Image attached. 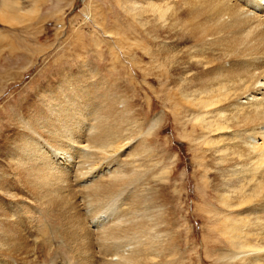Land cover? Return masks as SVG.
I'll list each match as a JSON object with an SVG mask.
<instances>
[{
  "label": "bare ground",
  "instance_id": "obj_1",
  "mask_svg": "<svg viewBox=\"0 0 264 264\" xmlns=\"http://www.w3.org/2000/svg\"><path fill=\"white\" fill-rule=\"evenodd\" d=\"M0 2V20L6 22L16 8ZM121 4L130 25L124 26L128 32H116L118 48L132 61L137 57L140 69L166 88V103L191 126L198 166L210 175L214 260L264 264V1ZM17 15L10 21L21 22ZM79 72L62 73L31 92L4 137L0 264H24L39 236L42 243L50 239L45 224L40 230L31 217L26 233L25 221L17 219L42 212L60 221L69 264H182L173 203L160 191L162 182L169 194L166 182L154 178L138 185L134 162L118 158L126 134L137 131L132 97L106 87L110 101L94 106L96 117L89 116L92 123L84 128L78 117H84L88 77ZM99 81L89 84L99 88ZM67 87L74 91L65 92ZM162 118L155 116L149 130ZM85 202L93 206L90 214L80 207Z\"/></svg>",
  "mask_w": 264,
  "mask_h": 264
},
{
  "label": "rangeland",
  "instance_id": "obj_2",
  "mask_svg": "<svg viewBox=\"0 0 264 264\" xmlns=\"http://www.w3.org/2000/svg\"><path fill=\"white\" fill-rule=\"evenodd\" d=\"M4 1L16 8L15 14L11 12L9 15L15 16L18 13L17 17L22 23L10 21V16L6 22L0 20V36L4 37L0 43V167L4 170L7 167L4 137L12 133L15 126L13 123L19 117L21 106L37 87L47 85L48 82L54 83L62 73L63 76H68L70 72L80 71L78 74L88 77V85L85 86L87 95L84 94V117L80 115L82 117L79 118L77 115L84 128L92 123L91 120L89 122L90 117H96L94 111L97 110L94 106L104 100L110 101L106 97L110 95L106 92L107 88L111 90L110 88L118 87L122 94L132 97L139 115L132 119L133 122L137 121L136 135H130L129 132L124 137L122 144H127L120 152L119 161L124 164L134 162L136 172L132 179L135 182L138 180V185L154 178L166 182L169 194L162 182L160 191L171 197L173 203L172 222L179 232L182 264H219L212 256L216 239L213 233L215 221L209 212L211 202L214 201L210 175H206L198 166V152L190 137L191 126L183 122L184 115L181 111H175L166 103L163 94L166 88L140 69L137 57L132 61L131 55H122L118 48L116 32L130 25V16L121 10V0ZM0 11H3L1 2ZM128 29L125 31L128 32ZM94 79L100 80L102 89L93 87L96 84L90 86L89 82L94 83ZM66 89L65 92L73 90L72 87ZM73 98L76 102L81 100L76 96ZM103 108L107 110L105 106ZM159 114L163 115V120L150 131L152 119ZM127 127L131 131L132 126ZM83 204L87 205L86 202ZM83 204L80 207L90 214L92 210L88 211L93 206L86 207ZM42 206L39 207L40 210H43ZM101 214L103 213L99 212L98 216ZM19 217V222L25 221L23 225L26 224V233L31 217L37 228L39 225L40 230H44L45 226L42 225L45 224L47 234L50 233L46 236L50 238L47 242L42 243L39 236L34 252L27 255L24 264H69L68 246L66 248L63 245L59 235L62 230L57 218L44 212L28 217L27 214H21Z\"/></svg>",
  "mask_w": 264,
  "mask_h": 264
}]
</instances>
